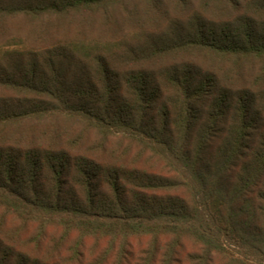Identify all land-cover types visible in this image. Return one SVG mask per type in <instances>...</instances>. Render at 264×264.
<instances>
[{"label":"trees","instance_id":"16d2710c","mask_svg":"<svg viewBox=\"0 0 264 264\" xmlns=\"http://www.w3.org/2000/svg\"><path fill=\"white\" fill-rule=\"evenodd\" d=\"M0 264H264V0H0Z\"/></svg>","mask_w":264,"mask_h":264}]
</instances>
